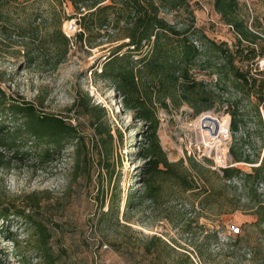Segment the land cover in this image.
Returning a JSON list of instances; mask_svg holds the SVG:
<instances>
[{"label": "rangeland", "instance_id": "1", "mask_svg": "<svg viewBox=\"0 0 264 264\" xmlns=\"http://www.w3.org/2000/svg\"><path fill=\"white\" fill-rule=\"evenodd\" d=\"M190 2L196 27L210 39L228 42L233 47L236 33L214 9V0ZM239 2L241 17L264 45V0ZM34 3L37 24H40L38 34L31 38L14 33L0 36L3 97L7 102H29L40 112L64 116L72 115L68 109L78 96L86 97V94L93 102L105 106L116 138L113 160L116 173L111 188L118 185L122 199L118 219L109 217L103 221L93 201L98 193L97 179L94 175L90 189L76 182L69 151L40 166L32 141L22 138L17 146H0V208L11 214L8 228L21 251L14 253L17 245L0 235V248L7 251L0 250V264H23L22 254L31 264L38 261L34 253L35 231L23 221V215L50 230V246L57 264H264V181L243 176L232 180L223 178L227 167L250 174L253 167L259 165L235 163L230 155L234 140L227 105L232 104L233 109L234 99L228 100L226 94L213 110L199 116L187 104L177 107L172 100H168V109L163 108L159 100H154L152 105L160 122V141L169 160L185 161L191 174L189 179L195 180L200 188L212 191L211 204H202L203 196L198 198L186 193L182 197L172 195L162 204L149 202L127 208L129 190L141 188L144 183L147 160L141 158V153L147 146V125L134 112L125 111L112 85L96 75L114 49L128 43L129 40L123 38L126 29L123 23L107 26L91 37V45L96 47L91 48L89 43L77 45L74 37L80 28L76 19H68L74 13L70 3L64 2L63 7H58L48 1L20 0V4H26L29 9ZM166 18L172 24L180 23V27L182 23H190L187 15L175 19L166 14ZM59 27L73 41L69 47H53L50 34ZM258 48L261 51L260 45ZM238 65L245 70L247 64L238 62ZM251 65V75L264 80V57H258ZM206 73L194 71L195 77L215 82L216 75ZM237 96L240 97V93ZM241 102L242 99H238L237 105ZM244 104L247 105V100ZM260 110L263 117L264 108ZM205 115L229 119L228 136L218 145L219 149L215 145L220 138L213 139L212 148L204 142L203 135L206 136L209 129L203 130L198 122ZM3 120L11 128L20 125V119L10 115ZM240 120L243 126L237 134L244 137L246 133V137L238 148L260 163L264 140L258 120L253 111ZM218 155L222 156L223 163ZM121 169L123 175L119 174ZM180 211L183 216L176 218L175 214ZM188 218L195 222L185 230L182 224L189 221ZM3 224L0 219V226ZM232 227L239 231L231 230ZM145 245L152 246V255L146 253ZM154 252L160 254L161 261Z\"/></svg>", "mask_w": 264, "mask_h": 264}, {"label": "trees", "instance_id": "2", "mask_svg": "<svg viewBox=\"0 0 264 264\" xmlns=\"http://www.w3.org/2000/svg\"><path fill=\"white\" fill-rule=\"evenodd\" d=\"M30 1L36 0H25ZM42 1L57 4L58 7H63L64 2L71 4L74 13L68 19H76L80 28L74 37L77 45L89 43L91 48L96 47L91 45V37L98 35L107 26H120L123 23L126 29L123 38L128 39V43L117 46L96 75L112 85L125 111L134 112L147 125V146L143 147L141 153V158L147 160L143 172L144 183L141 188L129 190L127 208L149 202L162 204L169 201L172 195L182 197L186 193L198 198L203 196L200 200L202 204H211L212 191L206 190V187L200 188L195 180L189 179L191 174L185 161L169 160L158 134L160 122L152 107L154 100H159L165 109H168V100L175 102L177 107L187 104L199 116L213 110L224 95L227 94L228 100L233 98L236 102L234 108L232 104L227 105L234 140L230 155L235 163L259 165L253 167L250 174H242L236 167H227L223 170V178L232 180L243 176L245 179L264 181V156L260 163L255 162L238 148L246 137V133L244 137L237 134L243 126L240 117L246 116L249 111L254 112L261 129V139L264 140V114L262 117L260 110V107L264 108V80L252 76L249 66L258 57H264V45L259 43L260 36L241 17L239 0H214V9L236 33L233 47L228 42L218 43L210 39L196 27L195 12L190 0ZM34 5L29 9L26 4H20V0H0V36L14 33L31 38L38 34L40 24H37ZM166 14L173 15L175 19L187 15L190 23H182L183 27H180L178 22L172 24ZM50 35L55 48L61 45L69 47L73 42L65 36L61 27ZM238 62L247 64L246 69L241 68ZM58 65L60 62L55 66ZM195 70L205 71L207 76L216 75L215 82L195 77ZM233 93H240V97ZM3 95L0 86V146H17L22 138H26L34 144L36 161L40 166L61 158L69 151L73 158L75 181L90 189L93 176L97 179L98 193L93 201L99 208L100 219H118L122 194L118 185L113 190L111 188L116 173L113 162L116 138L106 107L93 102L92 97L86 94V97L78 96L68 109L72 115L64 116L40 112L29 102H7ZM238 99H242L240 106L237 105ZM245 100L247 105L244 104ZM8 115L20 119L18 128L5 124L3 117ZM119 166L122 168V162ZM119 174H124L122 169ZM175 216L179 218L183 213L180 211ZM10 217L9 211L0 208V219L4 223L0 226V235L13 240L17 245L13 252L17 254L21 251L14 234L8 228ZM22 218L35 231L36 264H57L50 246V230L37 220L29 221L26 215ZM188 220L182 224L185 230L195 222L193 218ZM155 240L161 241L159 238ZM144 248L146 253L153 254L152 246L145 245ZM0 250L7 253L6 250ZM154 254L159 261L162 260L158 252ZM20 260L23 264H31L23 254Z\"/></svg>", "mask_w": 264, "mask_h": 264}, {"label": "bare ground", "instance_id": "3", "mask_svg": "<svg viewBox=\"0 0 264 264\" xmlns=\"http://www.w3.org/2000/svg\"><path fill=\"white\" fill-rule=\"evenodd\" d=\"M198 125H200V128H208V134L204 133V142L208 145L209 148H212L213 145V139L220 138L217 140V144L215 145V148L218 147V145H221L222 142H224V139L228 136V126H229V119L225 118V120H220L218 118H215L211 115H205L202 116L198 122ZM214 148V147H213ZM219 149V147H218ZM220 159V163H223L222 156L218 155L217 157Z\"/></svg>", "mask_w": 264, "mask_h": 264}, {"label": "built area", "instance_id": "4", "mask_svg": "<svg viewBox=\"0 0 264 264\" xmlns=\"http://www.w3.org/2000/svg\"><path fill=\"white\" fill-rule=\"evenodd\" d=\"M228 27H230V28H231V26H228ZM231 230H233V231H235V232H238V231H239V229H238V228H236V227H232V228H231Z\"/></svg>", "mask_w": 264, "mask_h": 264}]
</instances>
